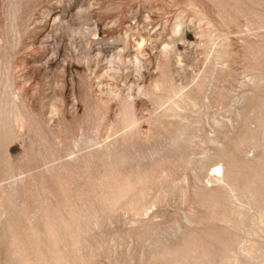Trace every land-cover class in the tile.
I'll list each match as a JSON object with an SVG mask.
<instances>
[{
  "label": "rangeland",
  "instance_id": "1",
  "mask_svg": "<svg viewBox=\"0 0 264 264\" xmlns=\"http://www.w3.org/2000/svg\"><path fill=\"white\" fill-rule=\"evenodd\" d=\"M0 264H264V0H0Z\"/></svg>",
  "mask_w": 264,
  "mask_h": 264
}]
</instances>
